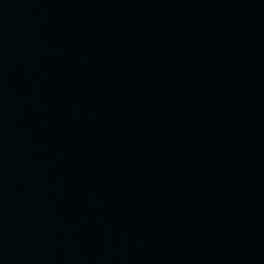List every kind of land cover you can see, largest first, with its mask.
<instances>
[{
	"label": "water",
	"instance_id": "obj_1",
	"mask_svg": "<svg viewBox=\"0 0 264 264\" xmlns=\"http://www.w3.org/2000/svg\"><path fill=\"white\" fill-rule=\"evenodd\" d=\"M0 264H264V0H0Z\"/></svg>",
	"mask_w": 264,
	"mask_h": 264
}]
</instances>
